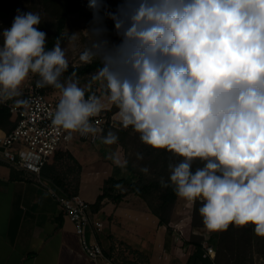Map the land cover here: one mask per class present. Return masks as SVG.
Listing matches in <instances>:
<instances>
[{"label":"clouds","instance_id":"1","mask_svg":"<svg viewBox=\"0 0 264 264\" xmlns=\"http://www.w3.org/2000/svg\"><path fill=\"white\" fill-rule=\"evenodd\" d=\"M89 8V43L79 60L100 62L91 79L125 129L181 158L169 164L162 187L199 200L210 232L251 224L264 237V0H121L115 11L89 0ZM105 19L119 43L107 38ZM41 22L39 13L18 10L0 32V101L19 96L30 75L38 76V87L59 90L53 125L67 139L95 136L91 118L105 104L95 94L86 98L78 80H61L66 52L59 39L46 49ZM117 141L112 132L102 137L107 145Z\"/></svg>","mask_w":264,"mask_h":264},{"label":"crops","instance_id":"2","mask_svg":"<svg viewBox=\"0 0 264 264\" xmlns=\"http://www.w3.org/2000/svg\"><path fill=\"white\" fill-rule=\"evenodd\" d=\"M11 118V123L0 119V135L14 127ZM105 133L94 143L75 139L57 150L39 177L0 163V264H220L203 258L196 243L199 235L210 241L214 232L193 226L186 233L173 219L160 224L138 196L128 194L118 204L104 199L93 208L104 181L124 168L119 142L103 143ZM65 194H80L92 222L102 224L86 228L87 240L103 249L96 261L82 250L74 224L60 208L56 195Z\"/></svg>","mask_w":264,"mask_h":264},{"label":"built area","instance_id":"3","mask_svg":"<svg viewBox=\"0 0 264 264\" xmlns=\"http://www.w3.org/2000/svg\"><path fill=\"white\" fill-rule=\"evenodd\" d=\"M38 79H33L27 91L19 96L0 101L1 105L8 106L10 114L16 119L12 130L0 135V163L22 171L27 177H39L42 168L56 151L67 149L75 139L94 143L106 129L115 126L114 115L109 113V108L104 107L98 116L91 118L98 129L95 136L72 133L71 139H67L68 132L52 123L59 98L50 95L45 87H38ZM99 93L100 89H93L88 95L98 96ZM17 101L26 103L18 104ZM56 198L63 214L74 224L82 250L92 260L103 257L102 247L97 242H89L86 237L87 227L93 224L97 228L102 227L101 223L92 222L89 203L80 194L56 195ZM201 256H216V248L208 244V238L202 243Z\"/></svg>","mask_w":264,"mask_h":264},{"label":"trees","instance_id":"4","mask_svg":"<svg viewBox=\"0 0 264 264\" xmlns=\"http://www.w3.org/2000/svg\"><path fill=\"white\" fill-rule=\"evenodd\" d=\"M105 4L110 10L115 11L121 0H104ZM24 3H31L32 7L38 9L40 12L48 14L52 20L55 21V31L47 37L46 49L51 50L55 45L57 39L61 40L64 29L66 27L67 19L82 10L92 11L89 8V0H0V20H8L5 14L13 12L16 16L17 11L24 12L23 7H19ZM31 7V8H32ZM43 11V12H42ZM112 21L110 19H105ZM113 22V21H112ZM120 38L116 35V43H119ZM2 44V42H1ZM101 67L98 60L90 64H86L81 68H69L66 72L68 74L78 73L86 74L88 72L97 70ZM37 79L38 76H33ZM47 90V87H45ZM105 93V89H104ZM118 109L112 105L110 114L116 113ZM0 119L7 122L13 121L7 105L0 104ZM120 133L126 134L120 130ZM121 139V138H119ZM195 168V167H194ZM141 171L133 167L129 162L124 165L123 171L120 175L109 176L101 187V193L97 196L93 208L95 210L101 207L104 199H109L113 203H120L128 194H133L141 198L147 205L148 209L159 218L160 224L169 225L171 215L178 196L173 190V186L162 187L161 179L168 182L169 174L160 176L158 178L146 179ZM199 207L201 202L196 201L192 216V225L194 227H204L203 218L199 214ZM256 234L254 226L249 224L243 227L229 225L226 230L218 231L215 260L220 264H249L251 261L250 252ZM260 236L257 237L259 241ZM198 248H202V242H196ZM264 246V237L262 243ZM260 253L264 256V250L260 248ZM225 253L227 256L226 263H222L221 256Z\"/></svg>","mask_w":264,"mask_h":264},{"label":"rangeland","instance_id":"5","mask_svg":"<svg viewBox=\"0 0 264 264\" xmlns=\"http://www.w3.org/2000/svg\"><path fill=\"white\" fill-rule=\"evenodd\" d=\"M31 3H24L20 5L19 7H23L24 12H34L39 13L41 16V24L38 26L40 30L47 33V37L50 36L55 31V21L49 17L48 14H44L40 12L41 7L39 6L38 9L31 6ZM32 7V8H31ZM42 10V9H41ZM43 12V11H42ZM8 20L1 19L0 20V32L3 31L4 28H9L12 25L13 19L15 17L14 13H7L5 14ZM92 20H93V13L92 11H86L82 10L80 12H77L73 15H71L67 19L66 27L63 32V36L60 40L61 47L65 50L67 59L69 61V68H81L85 66L86 64H82L79 60L80 53L85 50V48L88 46L89 43V35L86 31L92 26ZM104 24L108 30L107 38L113 42L116 43V33L114 28V23L109 20H105ZM72 33H76V38L72 39ZM2 41V36H0V44ZM97 70L88 72L86 74H78V73H72L68 74L65 72L61 78L62 81L72 78L79 81V85L83 88H85V93L88 95L92 92L93 89L97 90L100 89V93L98 94V97L103 96V102L105 104V107H109V110L112 109V105L109 104L106 99H104L105 93L104 88L101 86L99 82H93L91 77L93 74H95ZM33 76L30 75V77L23 83L21 90L24 93L27 91L28 86L31 85L33 81ZM90 85V87H89ZM47 92L59 98V90L55 89L51 86L47 87ZM118 111L116 113H113L114 116V122L115 126H111L108 129L105 130V136L109 132L114 133L118 136V142L121 146V150L123 152L125 161L129 162L133 167L137 168L140 171L141 167H148L149 173L147 175L143 174L146 179H153L158 178L160 176H164L166 174H169V164H176L179 163L181 158L175 156L173 153L168 152L165 149H153L147 145H144L140 139L139 134L135 133L131 127L125 129L119 119ZM120 130L123 132H126V134L120 133ZM121 138V139H119ZM117 142V143H118ZM137 153L141 154L143 156V159H137ZM200 166L199 162L194 164L193 167ZM199 201V200H198ZM195 203H190L182 198H177L176 203L174 205L171 220L173 219L177 224L185 230L186 233L190 232V228L193 227L192 225V216L194 211V205ZM174 222V224H175ZM199 230L202 233H208V229L206 226L200 228ZM204 228V229H203ZM188 230V231H187ZM217 234L214 232L212 233L210 243H213L216 250H218L219 246L217 245ZM208 237V236H207ZM257 235L254 237L255 240L253 241L250 257L251 261L249 264H264V256L260 253V248L264 250V246L261 244L263 237L259 238V241H257ZM198 238H200L198 241H206L202 235H199ZM209 244V243H208ZM227 256L225 253L221 256L222 263H226Z\"/></svg>","mask_w":264,"mask_h":264}]
</instances>
